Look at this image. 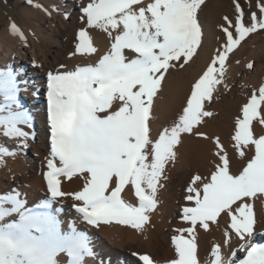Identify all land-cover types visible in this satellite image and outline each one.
I'll list each match as a JSON object with an SVG mask.
<instances>
[{
	"label": "snow or ice",
	"instance_id": "snow-or-ice-1",
	"mask_svg": "<svg viewBox=\"0 0 264 264\" xmlns=\"http://www.w3.org/2000/svg\"><path fill=\"white\" fill-rule=\"evenodd\" d=\"M203 3L89 0L82 7L81 20L87 27L77 32L70 56L98 53L89 29L105 33L110 47L95 64L71 70L60 65L59 71L47 73L50 156L44 176L52 199L29 208L19 193L0 195V264H60L58 257L65 254L66 264H87V258L94 255L87 235L77 231L75 224L70 232H62L57 218L60 210L52 208L56 198L69 196L80 202L73 207L89 225L115 222L144 231L158 207L168 166L176 162L177 146L186 136L213 142L217 159L208 176L190 178L180 212V219L189 226L174 230V258H165L163 264H202L196 233L210 230L222 214L230 218L225 243L233 233L241 243L227 261L220 245H214L210 264H264V243H248L258 223L250 201L264 199V83L252 91L234 120L233 148L246 161L238 174L230 170L231 158L220 138L200 131L208 119H215L209 107L218 86L227 88L224 76L229 53L249 34L264 30V3L258 5L259 17L251 14L250 23L244 22L239 3L234 21L224 17V43L190 82L180 109L167 126L155 136L152 132L168 77L189 67L203 46L197 15ZM10 31L26 39L15 22ZM247 68L253 69L254 64L249 62ZM19 90L15 73L0 71V112L8 113L0 116L4 135L27 138L29 133L18 125L27 124L28 116L13 110V106L20 107ZM14 155L0 147V164L5 156ZM61 178L81 180L79 190L62 191ZM14 214L16 219L5 222ZM237 251H246V255L234 259ZM139 260L161 264L148 254L139 255Z\"/></svg>",
	"mask_w": 264,
	"mask_h": 264
},
{
	"label": "bare ground",
	"instance_id": "bare-ground-1",
	"mask_svg": "<svg viewBox=\"0 0 264 264\" xmlns=\"http://www.w3.org/2000/svg\"><path fill=\"white\" fill-rule=\"evenodd\" d=\"M88 2L89 0H36L33 6H24L21 10L23 24L17 25L24 33V41L11 33L10 25L0 30V71L11 70L17 76L20 89L17 100L20 107L13 106V110L27 114L28 123L18 126L29 133L27 138L6 136L4 126L0 125V147H6L15 153L14 156H5L4 163L0 164V195L19 193L29 208H34L45 199H52L44 176L48 171L47 159L50 156L47 73L59 71L60 65L71 70L76 66L95 64L99 55L110 47L105 33L99 29H89L98 53L90 56H70L74 52L77 32L80 28L87 27L81 20V9ZM225 16L230 15L223 12L218 4L214 5L208 22L201 24L203 46L198 49L199 54L195 56L194 62L183 71H173L168 77L165 95L158 101L157 119L151 126L154 136L162 126H167L175 112L180 109L190 82L198 77L220 48L218 28L225 22ZM255 42L257 43H250V53L253 56L258 50L263 53L264 49V39L258 37ZM247 46H238L239 49L229 53L224 76L227 88L218 86L215 99L209 107L215 113V119H208L207 124L200 127V131L207 135L220 138L231 158L230 170L235 174L242 170L246 161L236 155L233 148L231 135L234 132V120L247 102L242 96L250 97L252 91L264 83V67L241 70L240 59L231 60ZM259 55L261 54L256 56ZM2 103L3 97L0 96V104ZM7 114V110L0 112V116ZM177 149V160L168 166L167 179L158 192V207L151 216V223L142 232L115 222L101 223L99 226L89 225L73 207L74 203L80 202L69 196L52 201V208L60 210L57 218L62 232H70L71 225L75 224L77 231L87 235L94 253L87 258V264H141L139 255L142 254L150 255L161 264L165 258H174L171 236L175 234V229L189 226L180 219L181 209L186 204L183 199L185 189L193 175L208 176L214 170L213 165L217 159L214 155V143L199 137L186 136ZM81 183V180L75 178L71 182L61 178V189L66 193L74 192L79 190ZM127 199L135 203V198L131 195H127ZM250 202L257 214L258 223L254 236L248 243H264V199H252ZM16 218L14 214L6 218L5 222ZM229 226L230 218L222 214L218 217V224L211 225L210 230L197 231V250L202 264H210L211 249L216 244L220 245L221 255L226 261L233 259L231 253L239 249L241 241L233 233L229 242L225 243V231ZM244 255L246 251H237L234 259H242ZM58 259L60 264H66V254Z\"/></svg>",
	"mask_w": 264,
	"mask_h": 264
},
{
	"label": "rangeland",
	"instance_id": "rangeland-1",
	"mask_svg": "<svg viewBox=\"0 0 264 264\" xmlns=\"http://www.w3.org/2000/svg\"><path fill=\"white\" fill-rule=\"evenodd\" d=\"M35 2H36V0H33L32 4H29L28 0H24V1H21V0H0V30L6 29V27H8V25H11V22L12 23L15 22L16 25L23 24L22 23L23 17H21V10L23 9L24 6H27V5L33 6L35 4ZM237 3L240 4L241 9L244 12V22L247 24V23L251 22V14L252 13H256L257 17L260 16V8L258 7V5H260L261 3H264V0H204V3L201 5V8L198 9V13H197L198 20L201 24H202V22H208V19L210 17V11L214 7V5L218 4L220 6V9L223 12H226L228 14V16L230 15L229 18L234 21L236 15H237L236 8H235V5ZM221 25L227 26V24H226V22H223L220 24V26L218 28V36H219L218 39L220 41V45H222L224 43ZM230 30L234 31V29H232V28H230ZM258 37L261 39H264V30H257L256 32L249 34V36L246 37L244 41H241L240 45H237L234 48L236 50V49H239L240 47L248 45L246 47L247 51H246V49H244L243 51L245 53H243V51L240 53L242 57L240 56V54L239 55L237 54L238 56L235 55L231 58V60H233V61H235L237 58L240 59L241 70H243L244 68L248 69L247 63H249V62H252L254 64V67H258V66L264 67V49H263V53H259L260 52L259 50L256 51V53L261 54L259 56H256V55H258L256 53L254 56L252 53H250L251 45L254 43H257L255 41H256V38H258ZM250 43H252V44H250ZM238 46H239V48H238ZM234 49H233V51H234ZM251 54H252V57H251ZM244 57H245V59H244ZM241 61H243V62H241ZM226 63H227V61L225 62V68L227 65ZM242 63H244L243 66H242ZM248 70H250V69H248ZM249 98L250 97L242 96V99L243 100L245 99V101H248Z\"/></svg>",
	"mask_w": 264,
	"mask_h": 264
}]
</instances>
